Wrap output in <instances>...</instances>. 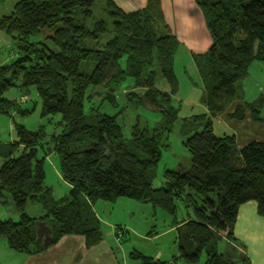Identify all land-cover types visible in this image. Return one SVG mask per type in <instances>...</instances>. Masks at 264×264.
Masks as SVG:
<instances>
[{"label": "trees", "instance_id": "obj_1", "mask_svg": "<svg viewBox=\"0 0 264 264\" xmlns=\"http://www.w3.org/2000/svg\"><path fill=\"white\" fill-rule=\"evenodd\" d=\"M196 3L212 38L205 52L193 54L208 111L183 119L191 163L166 169L162 180L157 166L180 112L174 104L180 98L175 72L180 41L161 0H148L132 12L112 0H20L11 14L0 17V32L13 40L16 54L0 65V114H31L35 108L22 103L34 88L41 115L60 114L63 126L47 139L42 127L31 130L15 121L16 138L0 140V197L9 193L18 214L0 213V238L10 248L39 252L65 234L84 235L87 246L99 243L104 232L94 210L98 200L130 197L175 214L180 199L188 216L174 225L178 254L165 260L134 249L132 259L138 264H253L244 251L237 258L222 252L220 243L237 250L244 246L235 230L240 207L248 201H256L264 218V143L253 140L240 147L235 133L217 135L213 120L241 97L251 64L264 60V0ZM34 34L41 36L32 41ZM12 87L21 92V101L6 96ZM126 88L128 106L161 115L156 126L135 125L126 136L119 112L86 107L96 96L118 106V93ZM263 103L259 96L232 116L243 119L248 108L257 119ZM52 152L71 185L60 195L45 183L46 156ZM30 201L41 205L42 215L27 212ZM38 223L51 230L48 246L38 239Z\"/></svg>", "mask_w": 264, "mask_h": 264}, {"label": "rangeland", "instance_id": "obj_2", "mask_svg": "<svg viewBox=\"0 0 264 264\" xmlns=\"http://www.w3.org/2000/svg\"><path fill=\"white\" fill-rule=\"evenodd\" d=\"M90 21H92L91 18ZM40 36L41 34H34L31 36V40L36 41ZM6 38L7 46L0 52V60L2 58H8L11 51L13 49L15 50L13 40L7 36ZM12 59H9V62ZM197 71L196 65L194 66L191 61L189 62L184 54L178 53L176 55L175 72L179 81L180 100L176 99L174 104L180 106V112L178 120L168 135L167 142L169 146H165L162 149V156L157 166L158 180L163 179V173L166 169H186L191 163V154L184 144L185 137L181 132L183 119L193 114L208 111L206 105L201 101L204 89L202 79ZM247 77L242 81V88L247 85ZM255 77L252 74L249 77V81L254 80ZM256 80L258 81V78ZM162 83L167 84L165 80ZM258 83L259 86L261 84L264 88V80L258 81ZM127 91L128 88L118 93V101L120 103L118 106H113L107 101H103L101 96H96L90 103H86V107L93 106L101 113L115 114L119 112V120L124 126L126 136L131 135L135 125H139L140 127L147 126L149 128L156 126L161 119V115L143 107L128 106L124 100V94ZM246 93L251 97L254 91L247 89ZM261 94L263 95L264 91ZM6 96L11 99H17L18 101H21L22 98L21 92L17 87L10 88L6 92ZM22 104L25 108L34 107L35 109L31 114L26 116L0 114V140L2 142H11L16 138L15 121L25 124L31 130L42 127L46 132L47 139H50L53 133H60L63 130V126L60 123V114L44 117L41 115L40 98L34 88L31 90L30 100ZM125 105L126 107L122 110V107ZM231 107H229V110H231ZM226 113H221L214 117V131L217 135L235 133L239 127L237 119L227 118ZM1 161L0 157V164ZM45 167L46 185L53 186L57 195L67 193L71 185L61 176L59 171V158L56 153L52 152L46 156ZM5 195L6 198L0 197V213L10 214V216L17 218L18 214L12 202L11 195L9 193H5ZM176 204L175 214H171L152 203L142 202L130 197H120L113 201L98 200L94 205L100 215L104 234H106L108 229L120 231L121 244L127 248L128 260L130 263L138 264L137 260L130 257L129 253L131 250L137 249L149 256H152V254L160 250L165 256H163V259L166 258V260H170L178 254L177 230L172 227L175 225L176 220L182 221L187 218L188 210L180 199L176 200ZM26 210L32 216H40L43 214L41 205L32 201L27 203ZM119 233L116 232L118 235ZM236 234L240 243H243L244 246L239 245L240 250H237L233 249L227 241H222L220 243V250L231 254L233 258L239 257L241 251H244L251 258L253 264H264V218L259 216L257 211L254 210L238 226ZM29 255V252L17 251L10 248L6 239L0 238V264H31L28 262Z\"/></svg>", "mask_w": 264, "mask_h": 264}, {"label": "crops", "instance_id": "obj_3", "mask_svg": "<svg viewBox=\"0 0 264 264\" xmlns=\"http://www.w3.org/2000/svg\"><path fill=\"white\" fill-rule=\"evenodd\" d=\"M18 1L20 0H0V17L11 14ZM112 1L123 11L132 12L146 6L148 0ZM161 3L166 21L180 41L179 53L184 54L189 62L191 61L195 66L193 54L205 52L212 44V38L206 26L204 15L199 9L196 0H161ZM6 46V35L0 32V52ZM14 56L15 53L12 50L8 58L0 60V65L8 63L9 59L14 58ZM252 74L256 77L254 80L249 81V77ZM247 78V85H244L245 87L242 88L241 97L230 104L229 107L232 106L231 110L228 107L225 111L227 112V118L237 119L239 127L236 129L235 134L240 147L253 140L264 143V103L260 111L255 113L259 117L257 119L254 118L251 110L248 108H245V117L243 119L232 116L239 105L253 102L254 99L258 98V94L264 97V94H261L264 88L261 84L259 86L258 83V81L264 80V60H255L251 64ZM256 78H258V81ZM247 89L254 91L253 96H248V93H246ZM94 210L100 218L95 205ZM254 210L257 211V203L254 200L248 201L240 207L236 233L238 226ZM172 228L176 230V226ZM37 231L38 239L43 241L44 246H48V244L45 245V239L50 237L49 227L45 223H38ZM116 232L119 233L120 231L108 229L103 239L92 246H87L86 238L82 234H65L58 242L49 245L46 249L29 253L28 262L31 264H134L128 260L127 248L121 244V232L119 235ZM152 256L163 259L164 255L159 250L155 254H152Z\"/></svg>", "mask_w": 264, "mask_h": 264}, {"label": "water", "instance_id": "obj_4", "mask_svg": "<svg viewBox=\"0 0 264 264\" xmlns=\"http://www.w3.org/2000/svg\"><path fill=\"white\" fill-rule=\"evenodd\" d=\"M49 231L51 232L50 228ZM50 237L45 239V245H47L49 243Z\"/></svg>", "mask_w": 264, "mask_h": 264}, {"label": "built area", "instance_id": "obj_5", "mask_svg": "<svg viewBox=\"0 0 264 264\" xmlns=\"http://www.w3.org/2000/svg\"><path fill=\"white\" fill-rule=\"evenodd\" d=\"M25 99H26V96H25V97H23V99H22V100L24 101Z\"/></svg>", "mask_w": 264, "mask_h": 264}]
</instances>
